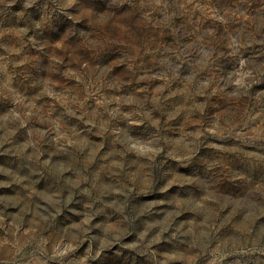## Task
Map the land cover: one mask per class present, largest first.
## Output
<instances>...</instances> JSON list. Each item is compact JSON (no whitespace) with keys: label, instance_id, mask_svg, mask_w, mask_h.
Returning a JSON list of instances; mask_svg holds the SVG:
<instances>
[{"label":"rangeland","instance_id":"obj_1","mask_svg":"<svg viewBox=\"0 0 264 264\" xmlns=\"http://www.w3.org/2000/svg\"><path fill=\"white\" fill-rule=\"evenodd\" d=\"M0 264H264V0H0Z\"/></svg>","mask_w":264,"mask_h":264}]
</instances>
